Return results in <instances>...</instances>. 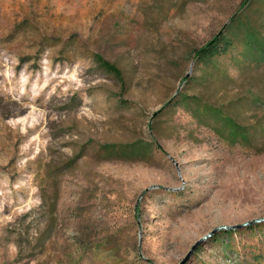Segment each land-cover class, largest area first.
<instances>
[{"label": "rangeland", "instance_id": "1", "mask_svg": "<svg viewBox=\"0 0 264 264\" xmlns=\"http://www.w3.org/2000/svg\"><path fill=\"white\" fill-rule=\"evenodd\" d=\"M244 1L0 0V264H264V153L199 107L264 126Z\"/></svg>", "mask_w": 264, "mask_h": 264}, {"label": "trees", "instance_id": "2", "mask_svg": "<svg viewBox=\"0 0 264 264\" xmlns=\"http://www.w3.org/2000/svg\"><path fill=\"white\" fill-rule=\"evenodd\" d=\"M246 0L242 3V7L247 5ZM248 42L246 44L248 48V54L252 55L256 61L263 59L264 57V39H259L255 37L254 34L248 33ZM234 41L226 36L225 32L219 33L216 37L211 39L208 44L202 47L200 50L196 51L195 55L197 59L202 62H211L212 63L225 56L229 52V50L233 47ZM96 60L101 68L107 71L109 74L113 75L117 80L121 83V85L125 86L124 74H122L121 69L111 63L110 61L104 59L103 57H96ZM216 62L213 63L215 65ZM184 101L187 103L189 100H192L191 97L185 96L183 97ZM258 99L255 97L253 102H256ZM257 103V102H256ZM200 104V103H199ZM202 109L201 115L206 113H210L213 115V118L216 119L215 131L221 135V137L225 140H233L237 141L239 138L243 139V143L240 145L251 152L264 153V126L263 123L260 122L258 127L240 125L235 119L228 113H225L224 108H218L209 106L206 103L199 106ZM209 114V115H210ZM261 134V139L257 141H252L251 137L257 136V134ZM109 155H113L114 150L109 146L105 148ZM128 156V157H127ZM133 155H123L120 158H130ZM113 157V156H111ZM254 229V228H253ZM231 233V232H230ZM228 232V234L230 235Z\"/></svg>", "mask_w": 264, "mask_h": 264}, {"label": "water", "instance_id": "3", "mask_svg": "<svg viewBox=\"0 0 264 264\" xmlns=\"http://www.w3.org/2000/svg\"><path fill=\"white\" fill-rule=\"evenodd\" d=\"M191 74L187 75V78L190 77ZM257 221H253V222H249V223H246L244 225H240V226H236V228H244L246 225L248 224H255ZM232 228H235V227H223V229H232ZM222 229V228H221ZM211 235H207L203 238H201L198 242L195 243L194 247L192 248V250L187 254V256L184 258V261L181 263V264H185L187 261H189L190 257L192 256V254L194 253V251L201 245V243H203L206 239H208Z\"/></svg>", "mask_w": 264, "mask_h": 264}]
</instances>
